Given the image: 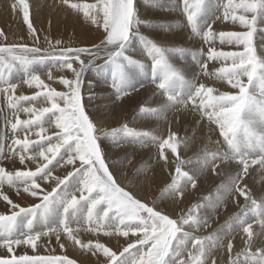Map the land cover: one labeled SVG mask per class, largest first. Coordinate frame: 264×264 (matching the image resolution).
Listing matches in <instances>:
<instances>
[{
  "label": "snow or ice",
  "instance_id": "snow-or-ice-1",
  "mask_svg": "<svg viewBox=\"0 0 264 264\" xmlns=\"http://www.w3.org/2000/svg\"><path fill=\"white\" fill-rule=\"evenodd\" d=\"M62 2L70 9L82 10L90 23L102 29L98 42L69 46L60 39L53 41L46 37L48 46H40V33L33 24L28 0L18 3L14 0L10 7L13 11L22 9L32 42L23 39L8 42L7 34L0 29V94L7 98L11 114V118L4 119L6 132L0 138L8 148L7 152L0 149V199L6 208L0 213V248L5 250L0 254V264H77L76 259L67 255L54 254L53 240L61 250L73 246L90 253L97 258V264H217L212 249L220 244L218 236H197L186 230L207 226V219L198 215L201 205L189 210L186 216L172 218L154 203L150 206L138 198L127 185L122 186L101 148V130L83 105V78L89 70H95L105 81L110 78L118 98L127 94L133 73L145 69L142 61L127 54L129 46L137 40L150 58L148 70L167 98L161 108L142 106L140 113L159 115L169 107L181 106L198 112L201 120L206 119L214 126L212 130L221 139L216 141V150L206 151L198 159L200 170L216 173L218 162H235L240 171L229 178L227 185L222 184L218 193L235 190L238 197L250 201L228 221L245 234L241 252L233 253V242L227 243L229 264H264V247L254 248L258 235H264V201L252 198L247 185L241 183L251 165L264 168V54L257 52L254 42L258 31L264 33L259 28L264 23V0H227L222 15L211 21L206 19L207 0H182V11L192 34L208 45L206 52L202 48L198 54L161 46L141 35L140 25L147 22L140 19L136 0ZM217 20L239 25L241 30L217 32L213 28ZM161 27L170 30L171 25ZM217 42L232 47L217 48ZM185 53L194 59L197 55L202 57L201 73L225 82L234 91H220L207 83L188 81L170 59L172 55ZM99 60L103 63H97ZM209 62L220 66L209 71ZM48 64L58 66L62 73L56 77L62 90L46 83L34 71L33 66ZM13 71L22 72L25 77L22 83L36 91L17 95L19 85L10 79ZM47 79L53 80L51 69ZM37 101L48 106L37 107ZM21 113L27 118L21 119ZM119 134L133 139H156L152 133L127 124L102 133L113 139ZM157 142L165 164L169 163L165 149H170L176 159L168 194L182 197L184 187H196V177L182 168L186 161L179 154L178 134L171 132ZM13 158L22 167L10 171L3 163ZM57 168L71 170L58 175ZM5 186L13 189L20 200L26 196L33 202L27 205L14 202ZM219 201L218 195L215 203ZM213 203L210 197L203 206ZM251 216L257 218L259 234L249 222ZM81 233H90L93 238L85 241ZM101 235L123 238L126 245L110 247L101 241ZM41 249L50 254H41Z\"/></svg>",
  "mask_w": 264,
  "mask_h": 264
},
{
  "label": "bare ground",
  "instance_id": "bare-ground-1",
  "mask_svg": "<svg viewBox=\"0 0 264 264\" xmlns=\"http://www.w3.org/2000/svg\"><path fill=\"white\" fill-rule=\"evenodd\" d=\"M88 1L92 2L93 0ZM216 2H222V0H207L208 12L206 19L209 21L214 20L216 10L221 8V5H214ZM136 4L140 19L147 22L140 25L142 29L141 35L154 40L161 46L183 48L188 50L189 53L195 52L197 54L203 48L206 52L208 45L203 46L201 44L199 37H195L191 33V30H189L188 27L190 26L186 22V17L180 16L176 12L181 9L182 0H136ZM78 12L64 5L62 1L37 0L33 14L34 20L43 25L52 18L51 28L60 29L63 34H75L73 36L84 41V45L98 42L102 37V29H98L94 24L75 20V18L80 19V16H77ZM5 20L3 19V21ZM161 25H171V28L170 30H166ZM213 28L217 32L241 30L239 25H233L231 22L221 20H217V24L213 25ZM259 28L264 29V23L259 24ZM254 42L257 52L264 54V33L258 31L254 37ZM215 46L217 48L223 47L225 50H230L232 47L230 45H221L219 42ZM127 54L136 60L142 61L145 69L137 70L133 73L130 86L126 90V95L118 98L111 88L110 78L105 81L97 75L95 70L87 71L83 78V105L90 118L101 130L100 144L105 153L106 160L109 162L110 170L118 177V182L122 186L127 185L138 198H142L150 206L154 203L158 209H164L165 214H169L172 218L180 217L181 209L186 207V202H189V205H191V210L196 208L197 205H201L198 209V215L201 218L207 219V226L201 227L198 230L190 228H186V230L194 232L197 236L216 234L220 239V244L212 249V258L217 261V264H228L229 253L226 248L227 243L229 241L233 242V253L240 252L245 247V234L242 229L235 224L229 225L228 221L233 215L241 211V207L245 203L250 204V201L246 202L243 197H238L235 190L230 193H224L222 190L218 193V190L222 184L227 185L229 178L234 177L240 169L235 162H231L230 164L218 162L220 167L216 173L210 169L200 170V164L197 162L198 159L206 151L216 150L218 147L216 141L221 138L217 132L212 130L214 126H210L206 119L201 120L198 112H194L190 108L177 106L169 107L159 115H142L140 113L142 106L161 108L166 105L167 98L159 90L157 86L158 81L149 78L150 58L142 50L140 41H133L128 48ZM170 59L173 64L182 69L188 81L198 83L201 76L203 77L201 83L213 85L220 91H234L225 82L216 81L214 78L206 77L201 73L199 62L202 57L199 55L194 59L192 55L185 53L184 55H172ZM219 66L217 62H209V71ZM33 67L34 71L42 79H45L47 83H49L47 79L49 69L52 70L55 77L62 74L58 70V66L51 64L47 66L35 65ZM10 79L12 83L19 85L17 95L22 90L28 93L36 91V89L29 88L22 83L25 77L20 71H14ZM57 84L62 88V85L58 82ZM187 90L188 87L185 86L183 91L186 93ZM89 96L93 98L89 99ZM7 104V98L3 94H0V138L6 132L4 127L5 117L11 118ZM43 105L40 101L36 102L37 107H42ZM20 117L21 119H26L27 115L21 113ZM114 123L127 124L129 127L139 131H148L156 139H152L151 137L133 139L125 137L123 134H119L116 139L104 137L102 133ZM171 132L177 133L181 141L179 154L181 159L186 161L182 166L183 170L196 177V187L193 188L191 185L184 187L182 189V197L179 194H168L167 186L171 183L173 173H175L176 159L170 149H165V154L168 156L169 161L168 164H165L160 157V147L157 142L158 140L166 139ZM8 135L11 138L10 130H8ZM8 143H10V139ZM0 147L4 152H7V143H4L2 139H0ZM220 150H223V148L221 147ZM188 161L191 162L189 163ZM3 166L7 167L8 170L22 167L18 159L14 158L4 161ZM70 170L71 168L66 170L57 168L56 174L63 175L65 171ZM181 183L183 184L184 182L181 181ZM241 183L247 185V190L250 192L252 198L258 202L264 201V168H261L259 165H251L248 175L243 177ZM5 191L14 202L15 200H19L20 203H27L25 201L26 196L23 200H20L15 191L7 186H5ZM218 195L220 201L217 204L215 201ZM210 197L214 203L206 207L203 206L206 204L207 198ZM28 200L33 202L31 199ZM5 211V202L0 199V213ZM256 219L255 216H251L249 222L253 224L254 232L259 234L261 229L259 224L255 222ZM81 238L88 240L93 238V236L90 233H81ZM100 239L104 243L115 246L114 248L119 247V240H124L123 238L119 240L107 238L103 235H101ZM54 245H56L55 240L52 241V247ZM258 247H264V235H258L254 248ZM68 249L69 258L76 259L77 264H97V258L90 253L73 246H68ZM57 250L61 254L64 252L59 248ZM4 251L3 248H0V254ZM40 252L41 254H49L45 249H41Z\"/></svg>",
  "mask_w": 264,
  "mask_h": 264
},
{
  "label": "rangeland",
  "instance_id": "rangeland-1",
  "mask_svg": "<svg viewBox=\"0 0 264 264\" xmlns=\"http://www.w3.org/2000/svg\"><path fill=\"white\" fill-rule=\"evenodd\" d=\"M53 1H62V0H53ZM209 1V0H208ZM9 3V5H8V3ZM14 2V0H0V29H3L4 30V32L7 34V36H8V42H15V41H18V40H21V39H23L24 41H26V42H29V43H31L32 42V36H31V34H29L28 33V31H27V27H26V24H25V22L23 21V18H22V9H20V8H18L17 9V11H12V12H10L11 10H12V8L10 7V3H13ZM16 2L18 3V0H16ZM37 2V0H28V3L31 5V18H32V21H33V24H34V26L36 27V28H38L37 30H38V32L40 33V40H39V45L40 46H42V47H47L48 45H47V43H46V37L48 38V39H52L53 41L55 40V39H60V40H62L63 42H64V44L65 45H69V46H81V45H84L85 43H84V41H82V40H79L78 38H76V37H74L73 35H75V34H73V33H66V34H63V32H62V30L60 31V29H57V28H51L52 26V18L50 19V20H48L47 21V23L45 24V25H43V24H41V23H39V22H37L36 20H34L35 18H34V7H35V3ZM72 2L73 3H79V4H84V3H95L96 2V0H93L92 2H89L88 0H72ZM180 2V1H179ZM225 2V3H224ZM227 3V1L226 0H222V2H216V3H214V5L215 6H218V5H221V8L224 6V5H222V4H226ZM56 4V3H55ZM5 5V6H4ZM6 5H8L7 7H6ZM8 8V9H7ZM221 8H219V10H216V14H215V18H214V20L216 19V17H218L219 15H222V10L223 9H221ZM9 10V11H7V10ZM11 9V10H10ZM74 12H76V11H74ZM73 12V13H74ZM176 12H178L179 14L178 15H180V16H184V17H186L185 16V14L183 13V11H182V7H181V9H179V10H177ZM10 14V15H9ZM182 14V15H181ZM4 16H5V18H4ZM52 16V15H51ZM77 16H80V19H78V18H75V20H77V21H80V22H86V23H90L89 22V20L87 19V17H85L84 16V14H83V11L81 10V11H79L78 12V14H77ZM12 17V18H11ZM15 17V18H14ZM7 18H10V19H7ZM3 19H6L5 21H3ZM74 20V19H73ZM74 20V21H75ZM50 21V22H49ZM49 22V23H48ZM90 24H92V23H90ZM215 24H217V21H216V23ZM215 24H213V25H215ZM44 26V27H43ZM41 27V28H40ZM47 27H49V28H47ZM189 28V30H191L190 29V27H188ZM41 29V30H40ZM52 29V30H51ZM50 30V31H49ZM56 30V31H55ZM59 31V32H58ZM95 31H97V30H95ZM98 32V31H97ZM55 33V34H54ZM140 33H142V29L140 28ZM192 33V32H191ZM53 34V35H52ZM78 39V40H77ZM199 40H200V38H199ZM201 41V40H200ZM201 44L203 45V46H205L206 44H204L202 41H201ZM97 63H103V61L102 60H99V61H97ZM14 72V71H13ZM149 73H150V79H153V80H155L154 78H153V76H152V74H151V71H149ZM59 75H57L56 77H58ZM56 77L55 76H53V80L52 81H49V83L51 84V86L52 87H54V88H56L57 90H62V88L60 87V86H58V84L56 85V83H57V81H56ZM202 78L203 77H201L200 76V79H199V83H201V80H202ZM47 83V82H46ZM35 91V90H34ZM33 91V92H34ZM32 92V93H33ZM32 93H28V92H26V91H24V90H22V92L19 94V95H21V94H24V95H31ZM43 106H48V105H46V104H44ZM116 121V120H115ZM114 121V122H115ZM120 126V127H119ZM123 125H121V124H116V123H114L111 127H108L107 128V130H105V131H108V132H110L111 130H113V129H118V128H121ZM5 143V142H4ZM0 149H2L1 147H0ZM11 171V170H10ZM175 175V173H173V176ZM173 178V177H172ZM20 202L19 200H15V202ZM25 201L28 203V204H31L32 202L30 201V200H28V198L26 197L25 198ZM27 203H24V205H27ZM23 204V203H22ZM186 207H183L181 210H182V212H181V210H180V216H184V215H186L187 214V212H189V210H191V205H189V202H186ZM185 209V210H184ZM182 214V215H181ZM234 216V215H233ZM83 240H85V241H87L85 238H83ZM124 242H126L125 240H123V241H121V240H119L118 241V243H119V247H123V246H125L126 245V243H124ZM108 246H110V247H115V246H113V245H111V244H109V243H106ZM53 248L55 249V253L54 254H56V255H67V256H69V249H68V246H66V249H64L63 251V253L61 254L57 249H58V247L56 246V245H54L53 246ZM57 251V252H56ZM68 251V252H67ZM242 251V250H241ZM240 251V252H241ZM50 254V253H49ZM224 264H226V263H224ZM229 264V263H228Z\"/></svg>",
  "mask_w": 264,
  "mask_h": 264
}]
</instances>
